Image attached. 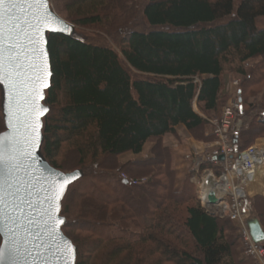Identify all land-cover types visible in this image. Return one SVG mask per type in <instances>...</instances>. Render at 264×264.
Masks as SVG:
<instances>
[{
  "label": "trees",
  "instance_id": "trees-1",
  "mask_svg": "<svg viewBox=\"0 0 264 264\" xmlns=\"http://www.w3.org/2000/svg\"><path fill=\"white\" fill-rule=\"evenodd\" d=\"M129 4L136 5L53 1L69 23L118 34L128 67L111 47L74 32L49 35L53 78L41 155L57 170L82 175L62 209L76 264H253L241 256L244 243L233 221L202 207L192 174L180 179L175 152L164 141L185 127L196 141L214 143L210 121L225 76L241 77L245 91L262 84L264 0H147L142 10ZM136 13L146 31L132 29ZM3 102L0 86V134ZM251 126L235 142L239 152L264 132V124ZM151 142L150 158L120 161L142 156ZM122 174L147 181L126 185ZM252 202V223L264 228V198Z\"/></svg>",
  "mask_w": 264,
  "mask_h": 264
},
{
  "label": "snow or ice",
  "instance_id": "snow-or-ice-1",
  "mask_svg": "<svg viewBox=\"0 0 264 264\" xmlns=\"http://www.w3.org/2000/svg\"><path fill=\"white\" fill-rule=\"evenodd\" d=\"M35 5L46 6L45 0H0V84L7 88L8 112L12 117L9 127L13 129L12 135L0 138V224L6 226V231L0 228L6 237V247L0 249V264H28L29 258L33 262L40 260L47 264L46 252H50L57 260L63 259L64 264H73L75 249L66 237L57 232L53 209L59 195L55 186L47 189L50 193L45 197L48 204L45 210L47 220L44 221L45 227L41 228L39 223L29 219V214H26L27 209L34 208L29 199L33 195L31 185L26 188V182L17 175L27 169L28 162L33 160L32 151L37 147L36 129L39 124H33L32 121L38 110L41 114L47 111L46 108L38 109L36 103L38 96L43 99L37 87L42 68L36 61L46 55L45 50L39 47L37 37L50 24L62 25L53 28V31H70L69 26L58 17L29 13L28 9ZM26 15H30L31 20L25 19ZM14 121H19L20 127ZM18 136L21 138L18 139ZM4 141H7L6 145ZM74 178L75 175L64 177L67 182ZM63 188L61 186V192ZM24 220L34 229L46 231L56 243L45 244L40 231L33 233L27 227L23 228L27 236H22L17 229L21 228ZM59 223H63V220H59ZM60 240H63V245L59 243ZM33 248L43 251L33 254Z\"/></svg>",
  "mask_w": 264,
  "mask_h": 264
},
{
  "label": "built area",
  "instance_id": "built-area-1",
  "mask_svg": "<svg viewBox=\"0 0 264 264\" xmlns=\"http://www.w3.org/2000/svg\"><path fill=\"white\" fill-rule=\"evenodd\" d=\"M241 107L240 101L235 100L224 109L222 118L211 121L216 141L191 147L186 160L192 162V182L197 183L202 207L217 217L230 218L243 240L244 257L253 264H264V241L256 243L250 228L252 200L255 196L264 197V141L245 151L237 150L235 142L243 131L238 116ZM121 177L133 185L147 181H136L125 174ZM213 193L216 204H211Z\"/></svg>",
  "mask_w": 264,
  "mask_h": 264
},
{
  "label": "water",
  "instance_id": "water-1",
  "mask_svg": "<svg viewBox=\"0 0 264 264\" xmlns=\"http://www.w3.org/2000/svg\"><path fill=\"white\" fill-rule=\"evenodd\" d=\"M46 6H40L35 5L33 8L28 9V12L32 15H44L48 14L53 17H58L61 21H63L65 24H67L70 28V31H53V28L56 27H62V25L57 24H50L44 27L41 30V34L37 37V40L39 41V47L43 48L46 52V55L41 57L39 60L36 61V63L41 65L42 71L39 73L40 75V81L37 85L40 93L43 96V99H40L39 96L37 97V108L38 109H44L46 108L47 111L41 112L38 110L36 113L35 118L33 119V124L38 123L39 127L36 129V140H37V147L32 151L33 160L28 162V167L26 170H21L17 175L18 177L26 182L25 187L27 188L28 185H31L30 191H32L33 195L29 197V199L32 201L34 208L33 209H27L26 214H29V219L35 220L37 223L41 225V228L45 227L44 221L47 220V215L45 213V210L48 208V204L45 200V197L48 196L50 193L47 191L50 187L53 185L55 186V191L59 195V198L55 201L54 204V215L56 217L57 221V232L58 234H62L63 237H66L67 240L71 243L73 248L75 249L74 253V260L73 264L77 263V249L73 242L65 235L63 232V228L66 224V219L62 216V209H63V201L70 189V187L75 184L77 181H79L82 177L81 173L79 171H75L72 173H65L60 170H57L53 168L45 158L41 155V148L43 143V128H44V119L48 116L50 109L48 106L45 105L46 100V92L51 88L52 85V78H53V72H52V65H51V59L49 54V35H65V36H71L73 34L74 26L63 19L53 8L51 5L50 0H45ZM25 19L31 20L30 15H26L24 17ZM24 27H27L24 25ZM47 85V87H44V85ZM0 86L3 89L4 92V102H3V115H4V121H5V128L6 130L0 134V138L9 136L13 134V129L9 127V120L12 119V117L9 115L8 112V106H9V97L6 85L0 84ZM242 103V99H240ZM23 105H21L22 107ZM242 113V109H241ZM22 120V116H21ZM14 123L17 124V127H20L19 121H14ZM18 139L21 137H17ZM4 144H7V141H4ZM220 160H224V157H221ZM69 175H75V178L71 182H67L64 177ZM124 184L128 185L127 181H124ZM61 186H64L63 191L61 192ZM211 204L217 203V198L215 194H211L210 197ZM43 214V215H42ZM63 220V223H59V220ZM50 223V222H49ZM7 227H15L14 225H7ZM27 227L30 231L33 233L35 231H40V229H34L31 225L28 224L27 220L23 221V224L21 228L17 229V232H19L22 236H27V233L23 232V228ZM0 228H4L6 231V226L4 224H0ZM251 228V235L253 237V240L256 243H261L264 241V229L259 223H253L250 226ZM0 235L2 237V244L0 249H3L6 247V237L4 236L3 232H0ZM40 235L43 238L45 244L51 242L56 243V241H52L51 237L48 235L46 231H40ZM31 239V237H28ZM59 243L63 245V240H60ZM33 254H35L37 251H43L42 249H32ZM48 256L47 264H64V260L60 259L57 260L55 257L51 256L50 252L44 253ZM27 255V253H25ZM18 264H23V262H18ZM28 264H43L42 261L36 260L33 262L31 258H29Z\"/></svg>",
  "mask_w": 264,
  "mask_h": 264
},
{
  "label": "rangeland",
  "instance_id": "rangeland-1",
  "mask_svg": "<svg viewBox=\"0 0 264 264\" xmlns=\"http://www.w3.org/2000/svg\"><path fill=\"white\" fill-rule=\"evenodd\" d=\"M53 1H55V0H50L52 6H53ZM133 1L136 5L133 6L132 4H129L128 5L129 9L130 8L132 9L135 7L136 10H140V9L142 10L147 3V0H133ZM128 3H129V1H128ZM53 8H54V6H53ZM127 10L128 9H126V7L124 9H122V11L124 13ZM121 14H122V12H121ZM136 14H134V16H137L136 22L131 26L132 29L146 31L147 26H146V22H145L144 18L142 17L141 14H139V13H136ZM72 25L75 26L74 24H72ZM73 32L75 33V35H77V36L79 35L80 37L86 39L88 42L106 45L108 47H111L112 49H114L116 52L119 53V56L121 58L123 57L120 53L121 38H120V36H118V34L108 32L107 30L103 29V27L83 28V27L75 26ZM121 46H122V44H121ZM122 60H123V65L128 69V67L126 66V62L124 61L123 58H122ZM254 64H256V62L252 63V66ZM263 74H264V71H263ZM252 86H250L248 88V90L245 91V89L243 87V79L241 77H236V76L231 75V74L226 75L225 76V87H224V91H223L222 97H221L219 112L216 115L217 118L213 121H217L220 118H222V114H223L224 109L226 107H228L233 101L242 99V102H243V100L246 101V105H247L246 109L242 105V113L240 112L238 114L239 118H241V120H242L243 131L246 132V131L251 130V127H252L251 125L253 123L264 124V108L263 109L261 108L262 105H264V81L262 82L261 85L259 84V85H256L254 87H252ZM210 123H211V121H210ZM212 129H213V126L211 124L210 133H211ZM187 133H189V132L188 131L186 132L182 129L181 130L179 129L177 137L168 136V137H166L164 143L166 146H169L173 150H175L174 148H177V146L180 147L181 143L184 144V148H186V149H188V148L192 149L191 143L195 144V146H199L201 144L204 146L209 145V143H202V142L196 141L190 133L189 134H187ZM261 133L262 134L259 137L255 138L253 140V142L250 144L249 147L255 146L257 143H261L262 141H264V132H261ZM153 147H154V142H151L146 147L145 155H147L149 158L151 157V150L153 149ZM181 150L183 151V153L181 152ZM175 152H176L175 153V165H176L175 168L179 171L180 179L182 180L183 178L186 177V175L192 174V177L190 178V183L193 184V186H195V188H196L195 190H196V194H197V192H198L197 183L195 181L192 182L193 178L195 177V173H193V171H192L193 165H192L191 161L186 160V156L189 154L188 150L185 151L180 147ZM186 153H188V154L185 155ZM62 156L60 158V162H62V160H63ZM133 159H135V158L132 155H126V156L121 157L120 161L122 163H127ZM73 164H74V166L77 165L76 162H74ZM190 164H191V166H190ZM188 165H189V167H188ZM204 169H206V168H203L202 170H204ZM197 198H198V195H197ZM250 221L251 222L253 221L252 215H251ZM235 227H236V225H235ZM237 233L239 235L238 228H237ZM239 237H240V235H239ZM241 256L243 259H246L244 257V255H241Z\"/></svg>",
  "mask_w": 264,
  "mask_h": 264
},
{
  "label": "crops",
  "instance_id": "crops-1",
  "mask_svg": "<svg viewBox=\"0 0 264 264\" xmlns=\"http://www.w3.org/2000/svg\"><path fill=\"white\" fill-rule=\"evenodd\" d=\"M179 129H180V130L182 129V130H184V131L187 132V130L185 129V127H179L178 130H179ZM187 134H189V133H187ZM191 145H192V147L195 146V144H193V143H191ZM179 148H180V147L177 146V148H174L175 150H173V151L175 152V151H176L177 149H179ZM184 150H185V151L188 150V153H190V151H191L190 148H188V149L185 148ZM181 152L183 153L182 150H181ZM175 153H176V152H175ZM188 153H186L185 155H187ZM147 158H149V157H148L147 155H145V153H144L142 156L135 157L136 160H139V159L142 160V159H147ZM263 229H264V228H263Z\"/></svg>",
  "mask_w": 264,
  "mask_h": 264
}]
</instances>
